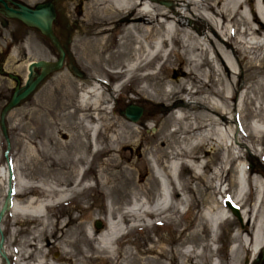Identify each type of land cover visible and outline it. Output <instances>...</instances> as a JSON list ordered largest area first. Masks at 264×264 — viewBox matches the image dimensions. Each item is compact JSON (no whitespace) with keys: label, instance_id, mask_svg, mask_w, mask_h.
I'll return each mask as SVG.
<instances>
[{"label":"rangeland","instance_id":"1","mask_svg":"<svg viewBox=\"0 0 264 264\" xmlns=\"http://www.w3.org/2000/svg\"><path fill=\"white\" fill-rule=\"evenodd\" d=\"M16 1L33 6L36 3L47 0ZM49 1L52 2L55 9V17L51 22V29L63 49V59L59 69L49 73L29 96L21 100L5 115L8 147H6L5 139L0 131V170L5 169L6 171L5 182L0 184V204L4 200L7 189H11L12 178L8 181L7 163L12 169L11 177L13 174L16 177H21V181L28 180V182L34 183L44 180L50 185L52 183V186L57 187V189H69V187L55 184L60 179V171L57 170L58 166L54 165L50 167L51 170L48 169V164L51 160L59 162L57 160L58 152L43 146L42 131L45 129V123L42 107H44V103L50 95V90L58 84H63L66 80V77L63 76L64 72H68L67 78L71 83H76L75 85L72 83V87L79 86L84 88L95 76L99 80L103 79V81L108 82V79L102 76L100 68L99 71L97 69L96 72H93V75H91V67L87 68L90 72L83 71L84 67L82 66L91 64L86 63L87 59L78 62L71 52L72 42L75 40L80 27L79 20L84 10L83 1ZM247 1L250 4L253 3V0ZM154 2L165 8L171 5L179 11V14H182L183 7L178 4H172L170 0H155ZM186 11L188 16H190L188 10ZM182 17H184V24H188L189 21L185 16L183 15ZM156 20L160 21L161 19L157 18ZM169 25L172 24L169 22ZM226 25L228 26H226L224 32L230 27L229 23ZM238 25L233 26V28L231 26L230 31L233 32L234 29H237L240 32L243 26L241 24ZM152 27L155 30L162 31V25H158L155 22ZM196 31L194 30L193 33H196ZM233 35L238 38L236 34ZM117 36H119L118 28L107 37L106 45L112 44V40H115ZM206 36L211 40L213 39L212 33L207 28L204 29V33L200 37L204 38V42L209 46L210 42L208 43ZM219 36L221 37V35ZM225 37L222 36L221 38L225 39ZM180 38L184 39L183 36ZM246 39L251 41V39ZM142 42L145 44V41ZM168 46L174 47V44L167 42V46L162 48L163 53L167 51ZM226 49L228 51L227 54L229 53L228 56H230V63L226 60H223V62H226L225 66L227 65L229 72L224 70L222 72L221 66L216 65V62H213V68L224 79L229 77L233 80L235 75H239L237 77L238 83L242 84L243 87L239 88L231 102L228 101V108L223 107L221 108L222 110L220 109V112L222 111L221 116L215 114L210 108H203L205 110L203 111L200 104L192 108L190 103L184 105L186 98L188 102L194 101V98H188L183 93H180L170 105L166 106L156 100H152V98L145 101V104H143L146 105L144 109H142L140 103L132 104L141 108V112L135 120L129 119L124 114L126 107L131 105L125 101V98L119 101L116 109V113L129 123L138 122L144 114H153L157 111L160 112L158 120H163L169 111H172L175 117L184 115V118L177 119L178 123L176 121L174 123L170 122L169 126L165 128L163 126L159 128L158 123L153 125L151 121L145 120L147 121V126L142 137L145 134L149 135L156 132V134L159 133L158 135L165 137V139L167 138L166 145L163 148L166 153L171 147L177 148L186 144L182 140L183 135L180 132L177 135L168 136L166 133L171 129L177 128L180 131L189 123H206L208 119H220V125L216 127L219 135L209 130L208 135L212 139L200 144L196 154H194L200 157L201 162L195 159L191 160V162L185 161L186 159L184 158L168 161L162 157L161 163L157 164L154 161L155 156H151L150 153H143L144 145L133 146L129 153L125 149L121 150V153H112V156L115 157L114 161L118 162V168L119 166L126 169L128 167L131 168L130 174H126L130 177V180H126L127 182L109 183L107 186L100 188L97 186L93 187L95 184L94 177L102 169L103 163L111 159L112 156L110 157L109 155L108 157L99 154L94 158L91 168L85 175L84 180L91 187L85 192L84 197L75 196L69 202L48 208L44 211L45 214L42 218L27 216L23 213L14 216L9 210H6L0 217V247L4 242V247L9 244L6 246L8 251L10 249L17 250L24 248L23 244L25 241H32V238L35 237L37 238L35 241L36 248H40L43 253L45 264H207L208 262L211 264H226L229 260L230 250L236 244L234 235L241 227L240 220H242L240 209L232 200L237 197L240 187L244 186L245 189L246 183L248 185L245 179L246 175L249 179L254 176V179L260 184L259 187L264 189V48L254 52L241 50L242 54L236 55L229 48ZM179 50L181 57L170 56L169 60L174 59V62L172 64H170V61L166 62L167 66L161 73L162 77L186 79V77L183 78L180 70L177 73L174 72L178 68L185 69L186 67L182 48L179 47ZM42 52H45L46 56H43ZM211 53L212 51L208 50L205 54L210 61L214 59ZM57 56L58 53L55 47L37 29L25 26L17 19L8 18L0 12V69L3 70V72L0 70V109L6 103L15 87V80L8 76L7 73L14 74L19 80L18 85H21L26 78L27 64L30 61H55ZM118 60H113L104 53L100 66L104 67L103 69L110 70V65ZM158 63V60L154 61L153 67H157ZM200 70L205 74L203 81L209 82V77L206 76L210 72L208 65H203ZM115 82H111V86H114ZM189 83L192 89L198 86V83ZM218 87H221V85H218ZM163 89L167 90L168 84L164 83ZM146 91L151 92L150 87H146ZM68 92L69 95L64 100L71 105L78 98L81 90L71 89ZM122 94L134 96V93L130 92V90ZM140 95L145 97V94L139 92ZM197 95L198 97L205 96L208 99L210 98V100L212 99V96L206 93L200 92ZM244 95L246 103L236 105L239 104L237 103L239 102L238 97L241 98ZM248 99L252 100V102L249 103ZM108 104L109 107L112 106L111 102ZM167 106L171 109L168 110ZM180 107L184 111H179ZM71 109L72 107L69 106L65 111H70ZM58 112L56 111V114ZM71 124L76 123L72 121ZM193 137L191 136L188 141L193 142ZM63 140L61 139L60 141ZM150 147L152 150L154 149L153 146ZM227 147L231 148L230 153L233 156V160L230 163L225 162L224 159L227 154L225 150ZM154 150L156 151V149ZM77 151L80 152L81 148H78ZM156 153L158 154V151L155 152V155ZM45 157L47 159H44ZM42 158L45 162H41ZM121 158H126V160L123 161ZM180 161L182 168L178 167L177 164ZM165 164L172 166L169 175H166V169L163 167ZM76 167L79 170L81 169L78 165ZM84 167L86 168L85 164ZM217 167L222 175L221 183L217 174H215ZM170 179L177 190L175 195L172 194ZM219 183L220 185H218ZM4 185L6 186L3 191ZM210 185L213 187H206ZM35 190L37 189L33 188L32 193H26L20 197H16L11 192L10 197L12 199H21V201H27L31 196L41 198L35 193ZM67 193V191L64 192V194ZM257 193L258 190L256 188L250 190L247 198L248 204H254ZM159 195H163L165 198L160 204L161 211L146 214L147 211L153 209V200ZM148 199L152 200L148 202ZM53 200L55 203L59 202L58 198L54 197ZM227 204L237 208L238 216L231 212ZM261 205L264 208V201L261 202ZM25 209L31 215L35 214L36 210H40L39 207ZM132 210L136 211H133L134 216H130V221L127 223L121 222L120 215ZM109 212H111L113 219L109 216ZM219 213L226 215L228 222L217 228L212 224V221ZM45 222L49 225L45 224ZM96 223L98 227H96ZM64 224L65 226L61 228V225ZM107 225L111 227L114 225L118 228L119 233L116 236H121L119 242L110 240V243H108L98 238L100 234L105 233ZM81 229H83V233ZM65 230H69V232L67 234L64 233V235L62 231ZM12 231H16L14 237L11 235ZM84 231L91 241L85 238ZM213 234L215 235L213 236ZM13 238L16 241H12ZM186 249L191 250V256L184 253ZM255 256L251 262L246 260V257L242 254L240 264H264V249ZM5 258L8 264H13L11 258L6 256ZM0 261L1 264L6 263L1 256Z\"/></svg>","mask_w":264,"mask_h":264},{"label":"bare ground","instance_id":"2","mask_svg":"<svg viewBox=\"0 0 264 264\" xmlns=\"http://www.w3.org/2000/svg\"><path fill=\"white\" fill-rule=\"evenodd\" d=\"M82 1L84 10L81 19H78L80 21V27L75 40L72 42L71 52L78 62L87 59L86 63L91 64L88 66L81 65L84 67L83 71L88 72L89 67H91V75H93V72H96L97 69V71H99L100 68L102 76L106 77L108 82L103 81V79L99 80L95 76L84 88L79 86L72 87V83L74 84V82L71 83L67 78L68 72H64L63 76L66 77V80L63 84H58L50 90V95L46 99L44 107H42L45 123V129L42 131L43 146L58 152L57 160L59 163H57L56 160L49 159L51 161L48 164V169L51 170L50 167L54 165L58 166L57 170L60 171V179L55 184L69 187V189H57V187L52 186V183L50 185L44 180H39L35 183L28 182V180L21 181V177H16V175L12 174L10 187L13 195L20 197L26 193L30 194L34 188L37 189L35 193L41 197L37 198L31 196L27 201L11 198L8 210L14 216L23 213L27 216L42 218L45 214L44 211L48 208H53L57 205L69 202L75 196L84 197L86 194L85 192L91 187L85 182V175L91 168L92 161L99 154L108 157L110 155L111 157L112 153H121L123 149L129 153L131 152L129 150H131L133 146L135 147L142 144L144 145L143 153H150L151 156H155L154 161L157 164L161 163L162 157L166 158L168 161L184 158L186 159L185 161L191 162V160L195 159L201 162L200 157L194 154H196L200 144H204L207 140L212 139V137L208 135L209 130L219 135V131L216 127L220 125V119H208L206 123H189L180 131H178L177 128L171 129L166 134L172 136L180 132L183 135L182 140L185 141L186 144L185 146L182 145V147L178 146V143L177 148L171 147L168 153H166L163 148L165 147L164 145H166L167 138L165 139V137L158 135L159 133L156 134V132L149 135L145 134L142 137L144 129H146L147 126L146 122L151 121L153 125L158 123L159 128L161 126L165 128L169 126L168 124L170 122L174 123V121H176L178 123L177 119L184 118L185 116L175 117L173 112L169 111L164 116L163 120H158L160 112L157 111L153 114H144L138 122L129 123L116 113L119 101L125 98L127 103L131 105L140 103L142 109H144L146 105L143 104H145L146 100L152 98V100H156L166 106L170 105L180 93H183L188 98H194V101L191 102H188L186 98V103L184 105L190 103L192 108L200 104L202 109L210 108L215 114L221 116L222 111L220 112V109L229 107L228 101L231 102V100H233L235 93L239 88L243 87V85L238 83L237 77H239V75H235L233 80L229 77H225L224 79L213 68V62H216V65L219 67L221 66L220 69L222 68V72L223 70L229 72L227 65L225 66L226 62H223V60L227 62L230 61V56H228L229 53L227 54L228 51L226 48H229L234 55L241 53V50L254 52L255 50L264 48V0H253L251 4L247 0H170L172 4H178L183 7L182 14H179V11L171 5L167 6V8L159 6L154 2L155 0ZM186 10H188L190 16H188ZM183 15L189 21L188 24H184ZM157 18L161 20L157 21ZM73 22L75 23V21ZM154 22L158 25H162V31L153 29L152 24ZM169 22L172 25H169ZM227 23L230 24V27L227 29L228 32L227 30L224 32L226 26H228L226 25ZM238 24L243 26L240 32L237 31V29H234L233 32L230 31L231 26L233 28V26ZM117 28L119 30V36H117V38L115 37V40H112V44L106 45L107 37ZM205 28L209 29L213 35L212 40L206 36V40L208 43L210 42L209 46L204 42L205 39L200 37V35L204 33ZM194 30H197V34L193 33ZM233 34H236L238 38L234 37ZM179 35L180 37L183 36L184 39H181ZM219 35H221V37H226L225 39L223 38V40ZM246 38L251 39V41ZM142 41H145V44H143ZM167 42L174 44V47L168 46L169 48L167 51L163 53L162 48L167 46ZM178 46L182 48L186 67L185 69L178 68L174 72L177 73L180 70L183 78L186 77L187 80L177 79L178 77L171 79L168 77L164 78L166 76H161L162 71L165 66H167L166 62L170 61V56L181 57ZM208 50L212 51L211 54L214 58L212 61L208 60L205 56ZM104 53L113 60L119 59L117 62L110 65V70L103 69L104 67L102 68L100 66ZM42 54L46 56L45 52H42ZM156 60L159 61L158 66L153 67V63ZM173 62L174 59L170 61V64ZM203 65H208L209 67L210 72L206 75L209 77V82L203 81V76L205 74L200 70V67ZM156 79L158 80L156 81ZM223 80H225V82H223ZM111 82H115V85L111 86ZM189 82L198 83V86L192 89ZM164 83L168 84V89H165L166 91L163 89ZM218 85H221V87H218ZM146 87H150L151 92H147ZM71 89H80L81 92L78 94V98H76L75 102L70 105V103L66 102L64 99L69 95L68 91ZM127 90L133 92L134 96L131 94V96L122 94ZM139 92L145 94V97L139 96ZM200 92L211 95L212 99L210 100V98L208 99L205 96L198 97L197 94ZM238 98L239 102L237 103L239 104L236 105L246 103L245 95ZM110 102L112 104L111 107L108 106ZM250 102H252V100H249V103ZM69 106H71L72 109L70 111H65ZM167 109L170 110L171 108L167 106ZM56 111H59L58 114H56ZM179 111L184 110L180 107ZM203 111L205 110L203 109ZM72 121L76 124H71ZM191 136H194L193 142L188 141ZM61 139L64 140L60 141ZM134 141L135 143H133ZM150 146H153L154 149L158 151V154L156 153L155 155L156 151L154 149L152 150ZM78 148H81L80 152L77 151ZM225 150L227 151L226 157L224 158L225 162L230 163L233 160V156L230 153L231 148L227 147ZM87 157L90 159H87ZM114 158L115 157L112 156L111 159L103 163L102 169L99 170L97 176L94 177L95 184L93 187L97 186L102 188L109 183L130 180V177L127 175L130 174L131 168L128 167L126 169L120 166L118 168V162L114 161ZM44 159L47 158L45 157ZM44 159L42 158L41 162H45ZM121 160L125 161L126 158H121ZM177 164L178 167L182 168L181 161L177 162ZM76 165L80 166L81 169H77ZM163 167L166 169V175H169L172 166L170 164H165ZM215 172L221 183L222 175L218 167ZM5 177L6 171L5 169H1L0 184H4ZM245 179L248 185L246 183L245 189L244 186L240 187V191L236 195L237 197L234 198L235 200H232L240 209L242 220H240L241 227H239L234 235L236 244L231 248L229 260L226 264H240V257L242 254L246 257V260L252 262L254 256L264 249V208L261 205V202L264 201V189L259 187L260 184L257 183L254 176L249 179L246 175ZM169 182L170 184L172 183L171 179ZM220 183L218 185H220ZM5 186L6 185L3 186V191L5 190ZM206 187L212 188L213 186L210 185ZM252 188L258 190L253 205L247 202L249 192ZM171 189L172 194L175 195L177 190L173 183ZM65 191L68 193L64 194ZM54 197L58 198L59 202L55 203L53 200ZM151 200L152 199H148V202ZM163 200H165L163 195L157 196V198L153 200V209L147 211L146 214L160 212V204ZM29 207H39L40 210H36V213L31 215L28 214L25 209ZM133 211L136 210L121 214V222L127 223L130 221V216H134ZM109 216L113 219L111 212H109ZM212 222L215 227L220 228L228 222V218L223 213H219ZM45 224L48 223L45 222ZM63 226H65V224L61 225V228ZM81 230L83 233V229ZM68 232L69 230L62 231L63 234H67ZM118 233L119 230L116 226L112 225L111 227L107 225L105 233L100 234L98 238L108 243H110V240L119 242L121 236H116ZM15 234L16 231L11 232L13 237ZM84 235L88 241H91L85 231ZM214 235L215 234H213V236ZM14 240L15 238L12 239V241ZM36 240L37 238L34 237L32 241L24 242V248L22 247L17 250L10 249L9 251L6 248L9 244L4 247L3 242L0 250L4 252L7 258L13 260V264H45L43 253L40 248H36ZM184 253L191 256V250L189 249H186ZM207 264L211 263L208 262Z\"/></svg>","mask_w":264,"mask_h":264},{"label":"water","instance_id":"3","mask_svg":"<svg viewBox=\"0 0 264 264\" xmlns=\"http://www.w3.org/2000/svg\"><path fill=\"white\" fill-rule=\"evenodd\" d=\"M0 12L8 18L17 19L25 26L37 29L41 34L48 38L49 42L55 47L58 53L57 59L55 61H30L27 65L26 78L21 85H18L19 80L14 74L7 73L8 76L12 77L15 80V87L13 88L10 97L0 109V131L5 139L6 147H8V139L4 120L6 113L11 108L15 107L21 100L29 96L35 90L37 85L47 75H49V73L53 72L56 69H59L62 63L64 52L58 39L51 29V22L55 17V9L51 1L47 0L36 3L33 6H28L16 0H0ZM33 68H37L38 72L34 74V78H31L33 76ZM140 112V107L135 105H128L124 111V114L129 119L135 120L139 116ZM6 169L9 181L11 178V168L8 163L6 164ZM10 193L11 189L8 188L4 200L0 206V217L6 210L9 209V203H11ZM227 206L230 208L233 214L238 216V211L235 206H232L230 204H227ZM96 227H98L97 223ZM0 256L5 259V264H8L2 251H0Z\"/></svg>","mask_w":264,"mask_h":264},{"label":"flooded vegetation","instance_id":"4","mask_svg":"<svg viewBox=\"0 0 264 264\" xmlns=\"http://www.w3.org/2000/svg\"><path fill=\"white\" fill-rule=\"evenodd\" d=\"M0 70H1V72H3L2 69H0ZM37 72H38V69L37 68H33V76L31 78H34L35 77L34 74L37 73Z\"/></svg>","mask_w":264,"mask_h":264}]
</instances>
